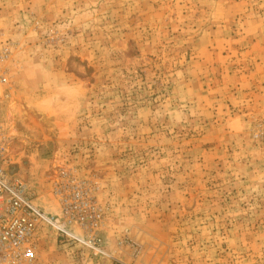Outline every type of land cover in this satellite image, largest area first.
<instances>
[{"label":"rangeland","instance_id":"obj_1","mask_svg":"<svg viewBox=\"0 0 264 264\" xmlns=\"http://www.w3.org/2000/svg\"><path fill=\"white\" fill-rule=\"evenodd\" d=\"M0 35L5 167L105 215L99 250L43 225L37 264H264V0H0Z\"/></svg>","mask_w":264,"mask_h":264},{"label":"built area","instance_id":"obj_2","mask_svg":"<svg viewBox=\"0 0 264 264\" xmlns=\"http://www.w3.org/2000/svg\"><path fill=\"white\" fill-rule=\"evenodd\" d=\"M12 57V43L0 35V99L4 100L12 90ZM7 153V140L0 136V264H37V238L45 224L66 235L67 228L76 226L86 233V244L99 250L105 215L92 183L62 174L54 190L62 216H49L36 205L28 185L5 167L11 160Z\"/></svg>","mask_w":264,"mask_h":264},{"label":"bare ground","instance_id":"obj_3","mask_svg":"<svg viewBox=\"0 0 264 264\" xmlns=\"http://www.w3.org/2000/svg\"><path fill=\"white\" fill-rule=\"evenodd\" d=\"M22 110L25 111L26 108L22 107ZM22 114H23V113H22ZM24 114H25V113H24ZM14 115H15V114H13V113L10 112V113H9V119H12V120H13V118L15 117ZM14 134L16 135L15 132H14ZM16 136H17V135H16Z\"/></svg>","mask_w":264,"mask_h":264}]
</instances>
